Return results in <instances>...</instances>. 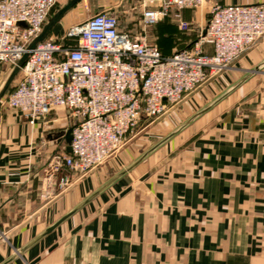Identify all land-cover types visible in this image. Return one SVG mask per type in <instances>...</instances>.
<instances>
[{
    "label": "crops",
    "instance_id": "0c3cea01",
    "mask_svg": "<svg viewBox=\"0 0 264 264\" xmlns=\"http://www.w3.org/2000/svg\"><path fill=\"white\" fill-rule=\"evenodd\" d=\"M67 1L57 0L47 20ZM149 1L80 0L46 39L60 38L100 12L115 15L120 31L137 35L142 11L156 9ZM91 3L93 13L81 17L83 6ZM259 3L264 0H211L181 11L193 26L188 32L180 31L171 16L150 28L159 42H168H160L159 50L170 56L196 40L212 5ZM125 10L128 16L118 14ZM203 49L212 54L210 46ZM262 64L264 39L231 67L225 86L104 182L85 176L51 199L41 197L42 171L52 155L66 153L63 136L72 120L56 109L29 124L17 111L0 106V231L6 234L0 240V264L244 79L9 264H264V66L255 70ZM13 83L7 94L16 79Z\"/></svg>",
    "mask_w": 264,
    "mask_h": 264
},
{
    "label": "built area",
    "instance_id": "2783aa9c",
    "mask_svg": "<svg viewBox=\"0 0 264 264\" xmlns=\"http://www.w3.org/2000/svg\"><path fill=\"white\" fill-rule=\"evenodd\" d=\"M210 1L151 0L148 5L156 9L142 11L141 33L133 36L119 30L115 15L96 13L60 38L27 50L57 0H0V65L13 68L28 53L2 100L5 107L29 124L62 109L73 123L70 152L52 155L42 171L41 197L68 190L124 147L140 123L168 112L264 39V3H259L212 5L196 40L170 56L147 40L146 30L168 16L188 32L191 23L181 11ZM206 45L211 55L204 52Z\"/></svg>",
    "mask_w": 264,
    "mask_h": 264
},
{
    "label": "rangeland",
    "instance_id": "374dc122",
    "mask_svg": "<svg viewBox=\"0 0 264 264\" xmlns=\"http://www.w3.org/2000/svg\"><path fill=\"white\" fill-rule=\"evenodd\" d=\"M93 8H94L93 3H91V5L86 4L85 6H83L81 17H86L89 14L93 13L92 11ZM209 11L210 10H208V13ZM118 14L122 15V17H126L129 15V11L126 10L119 11ZM192 28L193 26L191 25V30ZM146 32H147L148 41L151 45H154L157 48H159L160 42L168 43L165 42L164 39L163 41L159 42L160 39L157 38V36L154 33H152V28L147 29ZM247 53H249V51ZM247 53H245L244 55H246ZM243 56L236 63H239V61H241ZM11 69L12 67L9 65H0V90L2 89ZM230 69L216 76L213 79L216 80L215 82L211 81L208 82L207 84L200 86L198 89L192 92L181 102L171 107L168 110V112H166L162 116L158 117L157 119H154L153 121H144L140 123V125H138L134 129L129 142L124 147H122L106 162L98 166L96 169L92 170L86 176L89 177L91 175H96L97 176L96 179L98 183H101L102 181L104 182V180H106L113 173H115L125 163L126 160L133 158L134 156L138 155L139 153L147 149L150 145L155 143L159 138H161L164 134H166L172 127H174V125L182 121L184 118L187 117L189 113H191L193 110L198 108L209 96H211V94L215 93L220 87L222 88L223 86H225L227 84V80H229L227 75L228 73H230L229 72ZM17 78H18V74L12 81L7 91L10 90L11 86L14 84L13 82ZM7 91L0 101L1 107H5L4 101L2 100L7 95L8 93ZM72 124H73L72 122L71 124H69V128L72 127Z\"/></svg>",
    "mask_w": 264,
    "mask_h": 264
},
{
    "label": "water",
    "instance_id": "95a60500",
    "mask_svg": "<svg viewBox=\"0 0 264 264\" xmlns=\"http://www.w3.org/2000/svg\"><path fill=\"white\" fill-rule=\"evenodd\" d=\"M80 0H68L63 7L58 9L54 15L47 20L46 24H44L42 31L40 34L28 45L27 50L34 49L39 43L46 40V38L49 36V33L53 26L60 21V19L65 15L67 11H69L77 2ZM28 57V53H25L22 58L16 63V65L12 68L9 77L5 81L2 89L0 90V100L4 96L5 92L11 85L12 81L16 77V75L19 72V69L24 65ZM264 65L257 67L255 70H259ZM245 80V79H244ZM240 81L236 85H233L232 87L228 88L217 100L213 101L211 104L200 110L198 113H196L191 119L186 121L183 125H181L176 131L170 133L168 136H166L164 139L156 143L154 146H152L150 149H148L145 153H143L136 161H134L132 164H130L128 167H126L124 170L120 171L117 175L112 177L109 181H107L105 184H103L99 189H97L94 193H92L89 197H87L82 203H80L78 206H76L74 209L69 211L67 214H65L63 217H61L56 223H54L52 226L47 228L39 237H37L34 241H32L30 244L25 246L23 249L18 251L15 255H13L10 259H8L3 264H9L13 259H15L17 256L22 255L27 248H29L33 243L37 242L41 238H43L45 235L51 233L53 230H55L60 224H62L64 221H66L70 216H72L77 210H79L82 206L90 202L92 199L97 197L99 194H101L103 191H105L107 188H109L114 182H116L118 179L123 177L127 172H129L131 169H133L137 164L142 162L145 158H147L150 154H152L155 150H157L160 146L165 144L169 139H171L174 135H176L179 131L184 129L188 124H190L194 119L201 116L205 112H207L209 109H211L218 101H220L222 98H224L226 95L231 93L241 82ZM63 140L65 142V151L66 153L70 152V141H71V128H69L64 136Z\"/></svg>",
    "mask_w": 264,
    "mask_h": 264
}]
</instances>
